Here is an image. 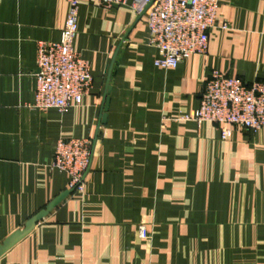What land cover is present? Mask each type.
I'll use <instances>...</instances> for the list:
<instances>
[{
	"label": "crops",
	"instance_id": "obj_1",
	"mask_svg": "<svg viewBox=\"0 0 264 264\" xmlns=\"http://www.w3.org/2000/svg\"><path fill=\"white\" fill-rule=\"evenodd\" d=\"M79 2L73 49L92 82L79 105L58 111L31 108L32 73L37 44L60 38L68 1L0 0V243L69 189L51 167L56 140L91 139L83 191L0 264H264V129L234 127L221 140L215 123L180 118L198 107L212 69L264 81V0H221L206 53L166 69L153 64L146 7Z\"/></svg>",
	"mask_w": 264,
	"mask_h": 264
},
{
	"label": "built area",
	"instance_id": "obj_2",
	"mask_svg": "<svg viewBox=\"0 0 264 264\" xmlns=\"http://www.w3.org/2000/svg\"><path fill=\"white\" fill-rule=\"evenodd\" d=\"M69 7L58 41H42L36 48L34 101L31 108L57 109L79 105L88 93L92 76L89 61L73 49L77 33L79 0H67ZM104 7L125 4L127 0H98ZM221 0H131V6L145 10L148 27L147 44L157 56L153 64L174 68L191 54H205L208 31L216 25ZM222 28L227 25L223 23ZM215 123L221 140L239 127L251 132L264 129V81L244 82L212 69L204 81L199 105L193 114L180 117ZM91 159V139L58 138L54 145L51 167L69 175V189L83 191V182ZM138 237L150 238L144 224L137 227Z\"/></svg>",
	"mask_w": 264,
	"mask_h": 264
},
{
	"label": "water",
	"instance_id": "obj_3",
	"mask_svg": "<svg viewBox=\"0 0 264 264\" xmlns=\"http://www.w3.org/2000/svg\"><path fill=\"white\" fill-rule=\"evenodd\" d=\"M110 91V86L108 84V78L106 82V87L103 95V100L100 108V119L99 122H104L105 114L108 107V94ZM74 191L73 188L66 189L60 192L57 196H55L50 202H48L44 208L40 209L34 215H32L27 221L24 223V227L22 229L15 230L8 237H6L0 243V257L7 252L12 246L22 238L26 236V234L35 226L36 223L41 221L54 207H56L65 197H67L70 193Z\"/></svg>",
	"mask_w": 264,
	"mask_h": 264
}]
</instances>
